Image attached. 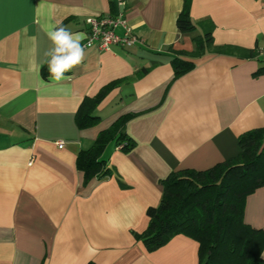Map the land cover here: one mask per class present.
Returning <instances> with one entry per match:
<instances>
[{
	"label": "crops",
	"instance_id": "crops-1",
	"mask_svg": "<svg viewBox=\"0 0 264 264\" xmlns=\"http://www.w3.org/2000/svg\"><path fill=\"white\" fill-rule=\"evenodd\" d=\"M182 5L0 0V264H201L185 235L148 251L135 234L162 197L161 179L211 168L238 154L241 134L264 128V0H192L190 33L176 26ZM118 14L136 43L88 48L70 79L52 81L47 31L62 25L88 36V18ZM208 27L224 51L183 54ZM175 58L194 67L175 77ZM110 83L97 121L78 127L83 99ZM122 115L133 116L125 133L134 147L109 141L103 157L114 174L85 183L78 153ZM244 221L264 228V187L247 196Z\"/></svg>",
	"mask_w": 264,
	"mask_h": 264
},
{
	"label": "trees",
	"instance_id": "trees-1",
	"mask_svg": "<svg viewBox=\"0 0 264 264\" xmlns=\"http://www.w3.org/2000/svg\"><path fill=\"white\" fill-rule=\"evenodd\" d=\"M191 2L183 0L176 19L180 33L195 29L190 15ZM211 31L208 27L203 36H195L194 51H183V54L199 57L207 50L224 51V47L213 44ZM172 64L175 77L194 67L193 61L178 58ZM113 85L104 86L95 97L83 99L75 114L78 127L97 121L93 114L95 107ZM132 117L120 116L98 133L89 149L78 153L76 164L84 174L85 183L114 174V168L103 157L109 141L115 140L117 147L126 152L134 147V140L125 133ZM238 145L237 155L211 168L179 169L160 180L162 197L156 206L148 207L146 229L135 234L148 251L181 234L198 243L201 264H264V228L252 227L244 221L247 196L264 187V128L244 132L238 138Z\"/></svg>",
	"mask_w": 264,
	"mask_h": 264
},
{
	"label": "clouds",
	"instance_id": "clouds-1",
	"mask_svg": "<svg viewBox=\"0 0 264 264\" xmlns=\"http://www.w3.org/2000/svg\"><path fill=\"white\" fill-rule=\"evenodd\" d=\"M46 34L53 45L46 53L49 57L47 68L51 80L60 82L70 79L66 74L83 63L86 49L92 47V39H89L86 33H73L62 25L55 26ZM85 41L87 43H84ZM30 70L37 69L35 65H31Z\"/></svg>",
	"mask_w": 264,
	"mask_h": 264
},
{
	"label": "built area",
	"instance_id": "built-area-1",
	"mask_svg": "<svg viewBox=\"0 0 264 264\" xmlns=\"http://www.w3.org/2000/svg\"><path fill=\"white\" fill-rule=\"evenodd\" d=\"M119 2L123 3V0ZM86 24L89 29L88 38L93 41L92 47H97L99 50H110L114 45L131 47L137 41V37L132 33L122 14L90 17L86 20ZM118 29H122V33H118ZM57 145L62 148L64 143L58 141Z\"/></svg>",
	"mask_w": 264,
	"mask_h": 264
}]
</instances>
